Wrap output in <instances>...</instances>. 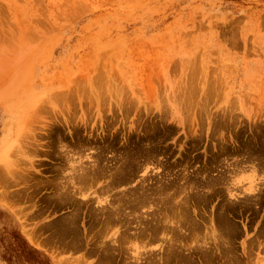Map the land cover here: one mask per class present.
<instances>
[{
  "label": "rangeland",
  "instance_id": "374dc122",
  "mask_svg": "<svg viewBox=\"0 0 264 264\" xmlns=\"http://www.w3.org/2000/svg\"><path fill=\"white\" fill-rule=\"evenodd\" d=\"M0 211L50 264H264V0H0Z\"/></svg>",
  "mask_w": 264,
  "mask_h": 264
},
{
  "label": "trees",
  "instance_id": "16d2710c",
  "mask_svg": "<svg viewBox=\"0 0 264 264\" xmlns=\"http://www.w3.org/2000/svg\"><path fill=\"white\" fill-rule=\"evenodd\" d=\"M3 217L0 211V218ZM0 261L3 264H50L46 255L29 245L9 221L0 224Z\"/></svg>",
  "mask_w": 264,
  "mask_h": 264
}]
</instances>
